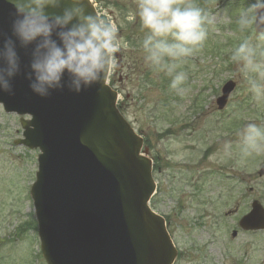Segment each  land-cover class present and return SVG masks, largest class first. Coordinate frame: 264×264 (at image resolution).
<instances>
[{
    "label": "rangeland",
    "instance_id": "obj_1",
    "mask_svg": "<svg viewBox=\"0 0 264 264\" xmlns=\"http://www.w3.org/2000/svg\"><path fill=\"white\" fill-rule=\"evenodd\" d=\"M172 1L94 0L121 52L115 87L125 116L156 161L151 204L167 219L175 264H264V231L238 227L253 201L264 207V34L253 28L264 0H207L193 29L189 0ZM194 28L202 46H185ZM140 40L155 49L163 42L151 51ZM229 81L236 89L219 111ZM22 133L20 117L0 106V264H46L30 197L39 151L15 146Z\"/></svg>",
    "mask_w": 264,
    "mask_h": 264
},
{
    "label": "water",
    "instance_id": "obj_2",
    "mask_svg": "<svg viewBox=\"0 0 264 264\" xmlns=\"http://www.w3.org/2000/svg\"><path fill=\"white\" fill-rule=\"evenodd\" d=\"M264 32V6L255 9ZM111 49L89 0H0V104L40 149L31 189L48 264H173L143 140L118 111L108 85ZM235 84L217 100L227 105ZM264 175V168L260 171ZM244 230H264L258 202Z\"/></svg>",
    "mask_w": 264,
    "mask_h": 264
},
{
    "label": "trees",
    "instance_id": "obj_3",
    "mask_svg": "<svg viewBox=\"0 0 264 264\" xmlns=\"http://www.w3.org/2000/svg\"><path fill=\"white\" fill-rule=\"evenodd\" d=\"M165 1H168L170 3H172L173 1L172 0H165ZM192 3H196V8L200 9V7H204L205 6V3L202 1V0H192V2H190L189 4H192ZM136 39V38H135ZM135 40H131V39H127V43H132L134 42ZM138 43H140V45L138 47H141V46H144L143 45V42L140 40ZM135 44V42H134ZM136 46H137V42H136ZM168 76V80L170 79V75L166 74ZM115 83V79L114 77H111V85H114ZM121 111L124 112L123 108H122V104H121V107H120ZM125 113V112H124Z\"/></svg>",
    "mask_w": 264,
    "mask_h": 264
}]
</instances>
